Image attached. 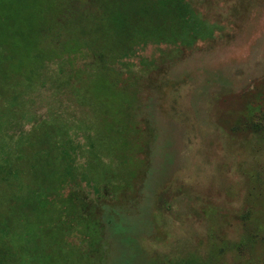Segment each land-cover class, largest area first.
Returning <instances> with one entry per match:
<instances>
[{
	"label": "rangeland",
	"instance_id": "374dc122",
	"mask_svg": "<svg viewBox=\"0 0 264 264\" xmlns=\"http://www.w3.org/2000/svg\"><path fill=\"white\" fill-rule=\"evenodd\" d=\"M20 2L16 14V0H0V264L79 263L100 241L80 228L62 236L60 252L35 228L28 241L16 220V151L34 125L56 119L78 171L92 157L98 168L115 166L101 147L88 151L105 113L114 143L130 145L119 175L133 174L131 187L109 194L80 181L61 191L80 190L86 214L79 209L77 224L87 214L114 221L105 264H264V0H184L212 37L184 46L139 34L114 58L91 48L71 60L43 57L30 83L16 86V65L31 62L16 54V33L34 39L36 12L55 0ZM57 34L44 36L45 48L57 47ZM97 67L118 74L117 89L104 91Z\"/></svg>",
	"mask_w": 264,
	"mask_h": 264
},
{
	"label": "trees",
	"instance_id": "16d2710c",
	"mask_svg": "<svg viewBox=\"0 0 264 264\" xmlns=\"http://www.w3.org/2000/svg\"><path fill=\"white\" fill-rule=\"evenodd\" d=\"M16 4L17 14L20 10V0H16ZM70 5H77L70 11V15H74L76 25L62 19L65 12L70 10L67 8ZM78 7L81 8V14L75 17ZM49 10L52 13L48 16ZM94 13L100 15L97 17ZM66 15L70 16L68 11ZM33 21L34 39L27 40L25 36H20L18 40L16 33V54L21 49L31 59L29 64L16 65V86L23 81L30 83L37 73L38 60L43 57H66L71 60V56L80 55L85 49L91 48L93 53L114 58L130 51L132 42L139 34L154 35L160 40L169 36L176 37L184 46L191 45L201 37H212V32L207 26L204 28L202 24L196 25L193 22L191 11L184 0H55V4L50 5L48 9L38 10ZM204 30L206 32H203ZM59 32L62 33L63 39L57 42V47L45 48L44 36L55 39ZM77 36L83 37L79 38L81 41ZM94 70L92 76L101 83L104 91L113 92L117 87L118 74H107L99 67ZM80 71H73V77H79V74H82V70ZM81 98L84 102L82 93ZM138 115L141 114L135 115L131 122L135 124ZM106 117L108 119H105ZM60 131L56 119L52 124L38 123L29 130L27 143L16 151V220L20 221L21 229L28 228L24 232L28 241L37 235L35 233L30 237L34 228L38 231L39 238L50 237L53 252L61 251L62 236L81 233L72 228H80L82 232L92 229L98 234L100 241L94 242L89 253H82L85 258L81 262L70 258L67 264H105L109 251L105 252L103 247L108 246L106 239L111 235V224H114V221L109 219L110 216L100 215L96 219L89 214L85 215V203L77 196L80 190L73 189L66 195L61 191L83 181L85 187L107 188V193L119 195L131 187L133 174L129 172L127 176L119 175L120 167L127 159L125 152L130 150V145L127 141L119 145L114 143L111 115L105 113L103 119L97 122L96 138L91 140L88 151H93L96 146L101 147L106 154H110L115 166L107 163L98 168L96 159L92 157L82 166V170L78 171L61 148ZM131 145L138 147L135 143ZM119 147L123 150L117 154ZM79 209L85 216L83 222L77 224V220L83 216L78 213ZM118 215L120 216L121 212Z\"/></svg>",
	"mask_w": 264,
	"mask_h": 264
}]
</instances>
